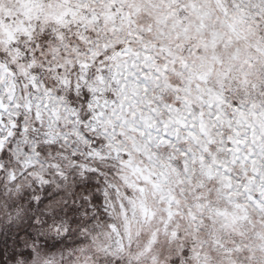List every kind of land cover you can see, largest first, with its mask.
Masks as SVG:
<instances>
[{
    "label": "snow or ice",
    "instance_id": "1",
    "mask_svg": "<svg viewBox=\"0 0 264 264\" xmlns=\"http://www.w3.org/2000/svg\"><path fill=\"white\" fill-rule=\"evenodd\" d=\"M0 264H264V0H0Z\"/></svg>",
    "mask_w": 264,
    "mask_h": 264
}]
</instances>
